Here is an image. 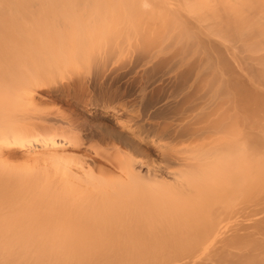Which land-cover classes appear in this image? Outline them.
<instances>
[{"label":"bare ground","instance_id":"1","mask_svg":"<svg viewBox=\"0 0 264 264\" xmlns=\"http://www.w3.org/2000/svg\"><path fill=\"white\" fill-rule=\"evenodd\" d=\"M91 1L93 7H89L95 9L93 12L102 21L82 17L83 0H0V264H264V86L255 82L257 77L254 80L253 77L245 78L246 80L237 77L234 80L236 82L239 78L236 84L242 82L241 87H244L247 83L253 89L246 92L242 90L248 94L247 97L238 93L243 96L238 97L235 104L237 108H240V104L241 107L248 105V110L247 106H243L246 109L244 112L251 111L255 118L248 115L247 119L237 111L244 122L241 120L242 123H236L235 128L234 122H240V118L235 113L237 108L231 109L230 112H235L227 111L224 114L226 117L232 114L228 117L230 128L226 127L225 130L224 127L229 123L226 122V125L219 115L221 121L218 125L224 123V127L223 124L218 126L216 121L214 123L210 120L219 132L210 124L203 127L205 123L201 122L208 118L204 121L200 118L193 120L195 125H199L198 128L197 125L194 127V123L189 125L192 128L186 127L190 123L177 127L167 124L150 126L157 134L161 133L158 138L153 139L149 136L154 132L145 129L146 126L136 127L134 122V128L130 122L119 118V111L89 103L87 106H90L92 114L98 111L113 112L118 127L127 129L140 139L141 144L147 145L136 147V153L124 152L113 144L117 136L116 128L99 123L100 125L95 126L99 133L93 135L94 139L104 146L113 147H107L105 152L108 156L109 150L115 151L114 157L117 156V159H113L116 164L110 160L112 163L108 170L100 167L98 172L97 167H94L97 165H89L84 159L82 161L84 156L81 158L82 155L77 152L86 148L90 141L85 130H82L83 124H77V120H72L73 118L63 116L62 119L60 114L57 119L46 117L49 113L45 114L46 118L40 114L45 109L44 106L55 103L58 105V102L70 97L88 94V84L96 75L89 69L90 63L95 62L94 57H98L92 50L95 43L108 42L109 38H114L117 34L125 35L131 41L130 37L133 34L136 37L137 30L143 27L137 24L141 11L136 0H122L125 8L124 22L116 26L108 21L113 8L112 0ZM30 7H38L40 12L37 14L29 11ZM168 8V22L162 29L167 34L176 33L177 40L181 43L187 42L191 37L209 39L215 36L241 40L248 51L255 52L253 54L264 52V0H168ZM87 11L88 14L91 9ZM47 16L52 17L49 19ZM58 18L64 22H58ZM146 30L150 31V28ZM109 42L112 43L110 39ZM63 54L67 58L61 56ZM261 55L257 60L262 61L264 67V55ZM108 56L109 53L105 57L108 59ZM64 59L72 67L74 64L84 68V72L77 74V77L73 75L70 79L62 76L63 80L58 72L65 65ZM225 65L229 67V63H223L224 68ZM59 66L61 69L57 72ZM262 69L264 70L261 68L260 72ZM61 73H64L63 70ZM235 74L233 76H237ZM65 78L67 83H64ZM262 78L260 76L259 80ZM101 90L99 100L107 97L106 92L110 91ZM113 93L110 99L120 98V92ZM254 98L258 102L254 103ZM248 99L251 103L254 100L252 106ZM56 111L57 109L54 110L55 113ZM167 111L155 113L154 118L156 115L166 117ZM232 116L234 124L231 125ZM244 123L248 126L244 127L250 128L251 132L248 135L244 131L249 137L242 135L240 140L247 138V142L238 141L239 137L228 139V142L227 134H242L240 127ZM209 129H215V133H218L216 136L222 134L225 141H219L221 137L214 136L215 133H210L213 131L209 132ZM204 130H208V136L213 135L210 143L205 142ZM190 139L194 140L193 145L196 142L197 145L190 147L187 143ZM200 142L209 145L204 146ZM183 144L190 148L182 146L184 150L176 149ZM241 156L244 158L241 159ZM212 159L216 164L212 161L209 166L207 161ZM232 159L237 160L241 167L233 160L235 163L232 162L230 166L233 168L236 165L237 170L234 166L231 174L228 161ZM15 160L23 161L22 166H12L11 161ZM223 164L228 165L227 170L222 169ZM218 166H222V172ZM211 167L214 168V173L219 170L218 173L223 177L220 174L215 177L213 170L214 177H210ZM240 169L241 179V172L238 173ZM117 173L119 181L117 177H113ZM104 174L109 177H104ZM106 180L111 183L107 184ZM241 180L242 184H239ZM213 186L215 189L220 188L222 195L227 194L225 187L228 191L232 186L234 190L236 187V193L232 191L235 199L216 197L219 205L216 203L218 200L212 198L215 195L213 192H219V189L215 190ZM232 193L227 197L231 198ZM235 194L239 196L237 199ZM208 196L212 201L207 200ZM241 197L242 202L239 200ZM226 200L227 203L223 204ZM208 201L213 202V206L205 204ZM235 201L240 204L236 205ZM133 202L141 206L137 208L139 205H134ZM120 205H126L129 210L126 206L119 209ZM172 205H176L174 207L177 213ZM170 213L175 217L169 218ZM171 220L173 224L170 225ZM174 221L181 225L174 226Z\"/></svg>","mask_w":264,"mask_h":264},{"label":"rangeland","instance_id":"2","mask_svg":"<svg viewBox=\"0 0 264 264\" xmlns=\"http://www.w3.org/2000/svg\"><path fill=\"white\" fill-rule=\"evenodd\" d=\"M136 1L139 5L140 11H141L140 16L137 18V24L138 23L140 24V25H138L139 27L143 26L142 27L143 31L141 28H139L137 30V32L135 33L136 35L137 34L138 35L137 36L135 35L136 37H134V34H133L132 37H130L131 41H130V39L126 38L125 35H122V34L116 35L115 33H113L116 35V36L114 35L115 36L114 38L112 36L113 34L111 35L114 40L112 38H109L112 41V43L109 42V39H108V42L106 40L105 42H98L97 41L98 44L95 43L94 49H92V50H93V53H95V55L97 53L98 57H96V58H98L99 60L94 57L93 61H95L96 64H95V62H93V63H90V66H89L90 72L91 73L93 72L92 74H96V75H94L92 81L94 79L95 80L93 82L90 81L88 84V89H89V90H87L88 94L85 92L86 95L84 93H82V95H80L81 97L80 96L79 97H74V96L70 97V99L68 98L66 100H63V101H61V103L58 102V105H57V103H55L54 105L50 104L49 106L48 105L44 106L45 109L43 108L41 110L42 112L41 111H40L41 113L39 112L43 118L47 115L46 117L52 116L54 119H57L58 116L62 115L61 116L62 119L64 117H67L70 119L73 118L72 120H75V121L77 120V124H79V125L83 124L82 128H84V129H82V130L83 131L85 130L84 132L87 135L86 137H87V139L89 138V140L91 142L87 140L88 141L87 147L81 148V149L77 150V152L82 155L81 158L84 156V158H82V161L84 159L87 162V164H89V165H92V166H93V164L97 165V166H94V167H97L96 172H98L100 167L101 168L105 167V168H107L106 170H108L110 168V164L112 163L111 161H113V159L115 161V159H117V156L114 157L115 151H112V150H109L110 152H109V155L107 156L108 153H106L105 150H108V148L112 149L113 147L110 148L111 147L110 145H109V147L106 145L104 146V144H101L96 139H94L95 137L93 135L96 134L97 132L99 133V130H97V127H95V126H98L102 123H105L107 125L112 126V128H116L117 136H116V141L113 144L120 147L124 152L130 153V151H131V153H134V152L136 153L137 152L136 147H138V148H139V146L145 147L147 145L145 143L141 144L140 139L135 137L127 129H122V128L118 127L116 124L115 118L113 117V115H114L113 112L103 113L101 111H98L97 113L92 114L91 111L89 110L90 106H89V108L87 106L89 103L90 104L92 103L94 105L97 104L96 106H105L107 108H110V110L115 109L116 111H119L118 116H119V118L122 119V121H126V122L128 121V122H130V125H132V126L135 122V124H134L135 126L137 125L139 127L140 125L141 126L143 125L144 128L146 126L145 129H147V130L151 129L150 126H154V125H155V127L160 126V125L166 126V124L172 125V126L176 125V127H177L180 124L184 126L185 124L190 123L186 126V127H188L189 125L191 126L195 121H197L200 118H201V120L203 119L202 121L206 120V118L209 119V121L207 119L206 121L201 122V123H205L204 125L200 124V125H203V127L206 126L207 124L208 125L206 127H208L209 124L213 125L215 123V121H216V125H218L219 124L218 122H220L222 119V121L224 120L225 124H226V122L229 123V124L227 123L228 126H225V127H224V123H222L223 125L221 124L222 127H224L226 130L227 129L226 127H229V125H230V120L228 117L232 115V114L231 115L228 114V116L226 117L225 115L227 114V111L230 112L231 109L232 110L236 109L237 105L235 103L238 102V101L235 102L236 99L238 100L239 99L238 97L241 98V96H243L242 94H245V96H243V97H247L246 96L247 93H244V92L248 91L249 89H250V91L253 90L252 88H250V85H248L246 82H244V83H246V84H244V87H241V86H243L242 82L236 84L238 79L242 78V80H244L245 78L251 79L253 77L252 79L254 80L257 77L258 79H256L255 82H258V84L261 83L260 85H262V87L264 86V75H263L264 70L262 69L260 72V69L264 68V67L262 66V61L260 62V60H259L260 59L259 56L261 54L264 55L263 51L261 53L258 52V54H253L255 52L248 51L246 48V45L241 40L225 39V38L215 37V36L211 37L209 39H202L203 37L201 39L191 37V38H189V40L187 42L181 43L179 40H177L178 38H177L176 33L167 34L162 29L165 26V24L168 22V19H167L169 17V15H168L169 13H167V12H169L168 0H136ZM91 2L93 4V1H91V0H83V2H81L84 6V8L81 10L84 12V13H82L83 14L82 17L89 18V20H91V21L97 20L96 22H98L100 20V18H98V14L95 11H94L95 13L93 12V10H95V9L90 8V7H93ZM82 4H81V6H82ZM112 6H113V8L112 7L111 8L113 10L112 9L110 10L111 14L109 16L110 18L108 21H112L111 23H114L116 26V24H120V23L124 22L125 8L123 6L122 0H112ZM37 8L34 7V9H33L30 7L31 10H29V11H34L33 13H37L38 11L40 12V9L38 8L39 10H37ZM108 8H110L109 5H108ZM89 9H91L90 13L92 12L91 14L88 13L90 15L87 14V12H88L87 10H89ZM112 11H114V12H112ZM55 13H56V11H55ZM58 13L59 12H57V14ZM52 14L55 16L54 12ZM51 17L47 16V18H49V19ZM53 19H52V21H53ZM58 19H59L58 22H64V21H62L61 18H58ZM100 21H102V18ZM147 27L150 28V31L146 30V29H148ZM147 31H148V33H147ZM139 33H141V34H139ZM143 34H145V35H143ZM141 35H143V36H141ZM118 37H119V39H118ZM121 37H123V39ZM115 41H116V43H115ZM102 45H104V46H102ZM108 45H109V47H108ZM118 46H120V47H118ZM102 50H104V51H102ZM108 53H109V56L107 59V57H105V56H107ZM61 56H63L64 58H67L64 54ZM100 57H101V59H100ZM258 57H259V59H258L259 61L257 60ZM261 57H262V55H261ZM104 58H106L107 60H103ZM64 60L66 61L65 65H63L64 64L63 61H62L63 64L60 62L61 65H63V67H61L62 69L60 68L61 65L58 67V69H56V71L61 69V71L60 70H59V72L57 71L58 73L61 74L60 77L64 76L66 78L69 77V79H70L71 77H73V75H74V77L75 76L77 77V74L79 75L80 73L84 72V70H83L84 68H80L79 66L74 65V64H73L74 67H72V64L67 62L68 61L67 59H64ZM223 60H224V62H223ZM107 61H109V62H107ZM256 61L260 62V63L257 64ZM223 63H227V64L229 63V67H228V65L227 66L225 65V68L228 67L227 69H229V68H232V69H229V70L225 69L223 66ZM260 64H261V66H259ZM62 70L64 73H61ZM230 70H233L234 72L233 71L231 72ZM258 70H259V72H258ZM69 73H71V74H69ZM258 73H260V74H258ZM234 74L237 76H233ZM241 75L244 77H242ZM260 76L261 77L263 76V78L261 80H259ZM111 77H113V78H111ZM237 77H239V78L235 82L234 80ZM66 78H65L64 83L68 82V80H67L68 78L67 79ZM108 78H109V80H108ZM62 79H63V77H62ZM116 79H120V80H116ZM62 83H63V81H62ZM105 85H106V88L104 87ZM247 85L249 86V88L247 87ZM107 88H109V89H107ZM245 88H246V90H245ZM101 89H103V90L106 89L105 91L110 90L109 92H111V94L109 92L108 93L106 92L107 97L105 96V98H102L99 100L98 98L100 97V93H101L100 90ZM237 89H238V92H237ZM113 92L114 93L118 92V94L120 92V94H119L120 98L118 97V99L117 98H115V99L111 98L110 99V95H112ZM240 92L242 93L241 96H240V94L238 95V93H240ZM114 93H113V95H114ZM121 93H123V94H121ZM142 93H144V94H142ZM214 95H216V96H214ZM213 97H215V98L212 99ZM75 98H78V99L76 100ZM215 100H216V102H215ZM248 100H249L248 101V103H249L250 99H248ZM254 100H253L254 103L258 102L257 98H254ZM253 101H252V103H253ZM242 102H247V100H245V101L242 100ZM252 103L250 102L251 106H252ZM240 105H239L240 108H237L238 110L236 109V112L234 110L236 115L240 111L241 112L240 114H242V117H244V115H245V118L249 117L248 115H252V117H254L253 112H252L253 114H251V111L250 112H248V111L244 112L246 109L248 110V108H249L248 105L242 104L243 106H247L246 109L243 106H242L243 107L242 108ZM251 106H250V110H251ZM241 108L243 110H240ZM46 109L47 110L49 109V111H47ZM56 109H57V111H56L57 114L54 112V110H56ZM216 110H218V113L214 114V112ZM163 111L168 112L166 117L164 115L163 116H157L156 115V118H154L155 113L158 114V112H163ZM224 111H226V112L224 113ZM58 112H60V113H58ZM220 112H222V113H220ZM234 112H230V113H234ZM46 113H49V114H46ZM246 113H248V114H246ZM58 114H60V115H58ZM212 114H214L213 117H212ZM240 114L237 115L238 119L240 118L239 119L240 122H234L235 128H236L237 124L244 122L243 118L240 116ZM218 115L221 119L218 117ZM222 116H225L227 119H225V117L222 118ZM233 116L231 117V121H232L231 125L234 124L233 123ZM52 117H50V119H53ZM82 118H83V120H82ZM166 118H167V120H166ZM235 118H236V116H235ZM247 119H249V118H247ZM251 119L253 120V118H251ZM134 120H136L137 122ZM147 120L151 121V122H148ZM193 120H195V121H193ZM210 120H211V122H214V123L211 124ZM226 120H229V121H226ZM236 120L237 119H235V121ZM241 120H242V122H241ZM253 121H251V124H254V126H255V123ZM153 122H155V123H153ZM172 123H174V124H172ZM91 124H92V126H91ZM198 124H199V122H198ZM196 125L194 123V127ZM221 125H218V126H221ZM240 125H238V126L240 127ZM244 125H245V123L242 124L243 127H244ZM198 126L199 125H197L196 127L198 128ZM215 126H214V128H215ZM238 126H237V129H239ZM242 126L240 127V131L242 130L243 132L241 131L242 134H240V135L238 134L237 136H232L234 134L231 132V134H232L231 135L227 131L226 132V134L228 133L227 136L229 137V135H231V137H229V138L227 137L226 140L228 141V139L231 140V138L235 139V137H239L238 141L242 142L243 140L247 139V138H244V139L240 140L241 138H243L242 135H244V137H249V136H246L247 135L246 133L248 132L249 133L248 135H250V132H251L249 130L250 128L249 129L247 128L249 131L245 128L248 126L245 125V127H244L245 130H243L244 128ZM136 127H134V128H136ZM190 128H192V127H190ZM241 128H243V129H241ZM215 129H216V131L219 132L218 128H215ZM219 129H220V127H219ZM214 130L209 129V132L213 131L210 133L214 134L216 132ZM251 130H252V128H251ZM150 131L154 132L153 134L152 133L150 134L151 135V136H149L150 138L153 137V139H155V138L159 137L158 134L160 132H158V134H157L156 131L153 130V128ZM204 131H205V133L203 132V136L206 140L203 138V141L205 140V142L208 141V143H210L209 142L210 138L212 140L213 135L208 132L210 134V136H208V134L206 132L208 130H204ZM229 131H232V130H229ZM240 131L237 130V132H239V133H240ZM244 131L246 133H244ZM205 134H207V137L205 136ZM216 134H218V133H215L214 136H216ZM160 135H161V133H160ZM221 135L222 134H220V136H216V137L219 138V137H221ZM235 135H236V133H235ZM240 136H241V138H240ZM216 137H214V138L216 139V142H218V138H216ZM222 137H223V135H222ZM222 137L219 138V141H221L220 139H222V141L224 140ZM224 137H225V134H224ZM250 138H251V136H250ZM91 139L92 140L94 139V140L92 141ZM250 140H249V142H251ZM188 141L189 142H187V143H189L188 145L190 147L197 145V142L195 145H193L195 143L194 140L192 141L190 139ZM238 141H236V143ZM245 141L242 143L243 146L245 145L244 144ZM191 142H192V144H191ZM205 142L204 143L200 142V143H203L204 146L209 145ZM226 142H224V143H226ZM241 142H239L240 143L239 145L242 147ZM200 143H198V145H202ZM218 143H220V142H218ZM186 144H183L181 146L178 145L179 147L177 146L176 149L180 148V150L181 149L184 150V148H181V147L182 146L184 147ZM247 144L250 145L249 143H247ZM189 146H187V147L185 146V148H188ZM204 146H203V148H204ZM208 148H209V146H208ZM208 148L206 147V151L208 150ZM242 148H244V147H242ZM133 149H134V151H132ZM242 151H243V149H242ZM243 158L244 157H242L241 159H243ZM241 159H240V162H242ZM226 160H228V159H226ZM233 160L234 159L228 161L229 164L227 163V161H226V163L229 165L230 170L234 169V166H235V169L237 170L236 165H234L233 168H231V166H230V164H232V162L237 161V160H234V161ZM114 161H113V163L116 164V162H114ZM212 161L214 162L215 160L212 159V160L207 161V162H209L208 163L209 166H210V162H212ZM22 162L23 161H21V160L11 161V165L18 168L19 164L21 165ZM86 162H84V163H86ZM243 162H245V161H243ZM214 163L216 164V162H214ZM223 163H225V162H223ZM87 164H85V165H87ZM211 164H213V163H211ZM215 164H214V166H215ZM227 164H225V165L223 164V166H224L223 168H222V166L221 167L218 166V169L220 167V172L223 171V170L221 171V168L222 169L227 168V166H228ZM236 164H237V166L240 165L238 161L236 162ZM208 165H207V167H208ZM245 166H246V163H245ZM239 167H241V165ZM208 169H207V171H208ZM213 169H212V167L209 169V172L211 171V174H212ZM100 170H103V169H100ZM241 170L242 169H240V171L238 170V173L241 172V176L239 175L240 179L242 177V171ZM225 171H224V173L226 174L227 171L226 172ZM218 172H219V170H218ZM218 172L214 173V170H213L215 177L221 175ZM232 172H233V170H231V174H232ZM228 173H230V172H228ZM97 175L100 176L99 173ZM118 175H119L118 173L116 175H113L114 179L117 177V180H118ZM207 176H208V174H207ZM214 176L212 174V176H210V177H214ZM104 177H109V176L105 175ZM240 179L239 180L236 179V181H240ZM99 180L100 179H98V181ZM102 181H105V180H102ZM102 181H101V183H102ZM232 181H234V180H232ZM108 182L109 181H107V184H108ZM115 182H116V180H115ZM206 182L208 184H210L208 182V180ZM220 182H221V180H220ZM226 182L228 183V181H226ZM110 183H111V181L109 182V184ZM222 183H225V182H222ZM227 183H226V186H227ZM236 183L238 184L239 182H236ZM102 184H105V182ZM212 184H215V183H212ZM216 184H218V182H216ZM239 184H242V180ZM233 186H238V185H233ZM213 187L215 189V186H213ZM227 187H229V184ZM232 187L229 188V191H231V193H232V191H234L233 193H236L235 192L236 187H235V190ZM218 189H215V190H218L220 192L221 189L220 188H218ZM225 189H227V190H225V193L227 191V194L223 193V195H222L220 192V194H221L220 195V194H218L219 192L215 191V193L213 192V194H215V195L212 198L216 199V197H218V199H220L222 196L221 199H223V198L224 199H233L234 194L232 193L233 194L232 197L228 198L229 196H231L230 195L231 193H229L228 188L225 187ZM230 189H232V190H230ZM237 190H239V189H237ZM216 194H218V195H216ZM237 194L239 195L240 193H237ZM237 194H235L236 199H237V197L242 196V195L238 196ZM227 195H228V197H227ZM211 196H212V194H211ZM223 196H225V197H223ZM208 197H209V199H207V200H211V197L210 196H208ZM218 199H216V200H218ZM171 200L173 201L174 199H171ZM171 200H169V201L172 202ZM239 200H241V202H242V197ZM169 201H166V203L169 204ZM211 201H208L205 204L209 205V203H210L211 205H209V206H213L212 203L214 202V200L212 203H211ZM135 203L136 202H133L134 205H135ZM176 203L177 202H175V204ZM216 203L219 204L220 203L219 200L216 201ZM222 203L226 204L227 200L225 202L223 201ZM228 203H229V201H228ZM237 203L240 204V202L237 201L236 205H237ZM125 204L127 205L128 203L125 202ZM167 204H166V206H167ZM218 204H216L215 206H218ZM126 205H124V206H126ZM136 205H139V204L136 203ZM176 205H178V204H176ZM176 205H174V206H176ZM121 206L124 207L123 205H120L119 209ZM140 206L141 205H139L138 207L136 206V207L139 208ZM209 206L208 207L205 206V207L209 208ZM151 207L153 208V206H151ZM157 207H156V209H157ZM146 208H147V206L145 207V209ZM169 208H171V206ZM178 208L183 210L182 207L180 208V206ZM121 209H123V208H121ZM126 209H128L127 206H126ZM187 209H188V206H187ZM175 210L176 209L174 207V211ZM181 210H178V212L179 211L183 212ZM184 210H186V209L184 208ZM167 212L169 213V209H167ZM175 212L177 213V210ZM175 212L173 214H175ZM177 215L180 216V214H177ZM183 216H182V219L184 220L185 218H183ZM185 216H186V214H185ZM168 217L170 218V217H175V216H173V215L171 216V213H170ZM163 218H165V217H163ZM177 218H179V217H177ZM180 218H181V216H180ZM171 219L174 220L175 218H171ZM164 220L166 221V219H164ZM172 220H171L170 225L173 224ZM185 221L186 220H184L183 223H185ZM160 222H162V221H160ZM166 222H163V224ZM177 222L174 223V226H175V224H177ZM179 225H181V223Z\"/></svg>","mask_w":264,"mask_h":264}]
</instances>
